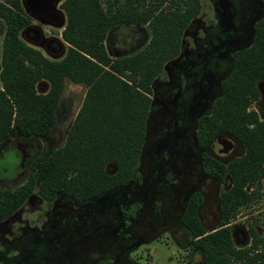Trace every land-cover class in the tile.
<instances>
[{
	"label": "trees",
	"instance_id": "1",
	"mask_svg": "<svg viewBox=\"0 0 264 264\" xmlns=\"http://www.w3.org/2000/svg\"><path fill=\"white\" fill-rule=\"evenodd\" d=\"M59 8L65 17L60 36L67 50L62 59L51 61L20 39L30 20L21 1L0 3L5 25L0 145L10 134L24 139L48 135L66 82L85 87L82 104L64 130L63 145L46 148L32 162L24 184L0 189V222L34 192L49 204L58 196L82 203L138 176L151 85L166 63L179 55L184 32L201 12V0H63ZM126 25L147 27L148 42L130 55L111 57L109 36ZM259 82H264V18L257 22L250 46L234 54L211 115L199 122L201 147L226 135L244 148L243 155L226 166L207 156L203 160L205 172L220 180L228 175L232 182L220 198L224 225L240 208L256 202L255 188L264 177V120L251 109L260 96ZM41 84L47 85L43 93L37 90ZM200 205V196H194L182 222L198 238L194 247L202 253L203 264H264V236L250 227V245L240 248L228 227L205 235L197 215Z\"/></svg>",
	"mask_w": 264,
	"mask_h": 264
},
{
	"label": "flooded vegetation",
	"instance_id": "2",
	"mask_svg": "<svg viewBox=\"0 0 264 264\" xmlns=\"http://www.w3.org/2000/svg\"><path fill=\"white\" fill-rule=\"evenodd\" d=\"M35 1L39 10L28 14L30 19H39L36 13L40 18L48 14L60 16L56 10L59 0H55V5H51L53 0ZM217 3L220 5L218 17L223 39L218 38V44L207 50L196 51L187 63L174 66L172 73L160 85H155V82L151 85V107L137 167L138 176L82 203L63 196L70 204L55 206L59 196L50 204L38 196L46 205L55 207L47 212L48 219L42 228L32 230L30 240L22 239L15 255L6 256L13 264H138L133 261L134 252L141 246L161 240L165 245H175L178 252L181 250L191 256L190 260L200 255L199 264H203L202 253L194 247L198 238L182 222L187 205L196 195L201 198L197 215L206 230L205 235L228 227L235 246L242 237L248 240L247 245L237 246L240 248L250 245V227L260 237L264 236V231L259 232L257 227L250 225L246 230L237 231L234 223L240 212L249 207L240 208L234 219L223 224L220 198L230 189L231 179L227 175L220 180L203 169L205 156L226 166L235 158L225 161L238 154L241 145L226 135H218L206 148L198 142L199 122L211 115L215 101L221 96H216L220 76L214 73L212 62L225 60L230 54L234 56L242 44L229 20L232 16L230 2L218 0ZM75 108L74 100L65 93L56 108L54 125L48 135L30 139L9 135L0 145V165L17 147L26 146L22 154L28 157L24 171L18 176L8 179L0 174L1 186L24 184L32 162L44 151V143L49 145L47 148L63 145L64 132L60 126L66 123ZM217 138L223 141L218 149L214 146ZM222 149L227 151L222 152ZM263 188L264 177L255 188L256 202L253 205L261 202ZM108 202L109 208L103 209ZM206 211L213 219L217 214L220 218L219 224L211 230L203 222ZM8 251L6 249L3 253Z\"/></svg>",
	"mask_w": 264,
	"mask_h": 264
},
{
	"label": "rangeland",
	"instance_id": "3",
	"mask_svg": "<svg viewBox=\"0 0 264 264\" xmlns=\"http://www.w3.org/2000/svg\"><path fill=\"white\" fill-rule=\"evenodd\" d=\"M4 1L5 0H0V3ZM20 1L27 14L35 13L34 10L37 9V3L35 0ZM62 1L63 0H59V3L56 6V10L58 9L60 16L53 17L48 14L40 18V15L36 13L39 19H30L29 26L19 34L20 39L25 44L38 50L44 57L51 61L62 59L67 50V45L62 41L60 36L63 27L65 26V17L59 8V4ZM217 1L218 0H201V12L184 32L179 55L166 63L162 73L154 80L155 85H160V83L172 73L174 66L177 67L192 60L196 51L207 50L212 47L213 44H218V38L223 39V29L220 27L218 17L220 5ZM228 1L231 4L230 10L232 13L231 18L229 19L230 23L233 24L236 30L235 36L242 43L238 47V50L245 49L252 42L255 24L264 17L262 0ZM55 4L56 2L53 0L51 5ZM4 32L5 25L4 22L0 20V57ZM113 33L114 34L109 36L107 43L108 53L111 57L130 55L140 50L149 39L148 29L145 26L138 28L133 25H126L122 28L115 29ZM212 66L214 73L220 76L218 87L216 89V96L219 97L221 95V83L227 78L233 67V55L230 54L225 60H214ZM258 88L260 91V97L257 102L252 104L251 109L257 112L261 120H264V82H259ZM37 90L38 92L43 93L47 90V85L41 84ZM65 93L74 100L76 108L66 123L63 126H60L62 132L65 130V125L70 123L76 116L84 98L85 87L83 85H75L66 82L64 94ZM233 144L234 146L236 145L235 141ZM47 147H49V145L44 143L43 149L45 150ZM25 148L26 146H21L11 150L10 157L0 165L1 176L12 179L20 173L23 164L28 157L23 156L22 154L26 150ZM243 152L244 148L240 145L239 153L233 155L225 162L227 163L233 158L241 156ZM107 171L111 174L114 171L113 166H108ZM136 173L138 175L137 169ZM20 184L18 183L17 185L7 187L0 185V189H13ZM109 202L103 207V209L109 208ZM63 203L70 204L67 198L59 196L56 200L55 206ZM55 206L46 205V203L34 193L11 217L0 222V264H13L6 258V256L9 257V255H15L16 247L19 242L22 239L30 240L31 235H33V232L31 231H36L37 229L40 230L42 228L43 224H45L48 219L47 212ZM240 213V216L234 223L238 232L243 229L246 230L249 225L257 227L259 232L264 231V188L261 202L242 210ZM203 222L208 230H211L219 224L220 218L217 214L213 219L206 211V215L203 216ZM248 243V240H244L242 237L240 241L236 242V245L243 247ZM6 249L9 250L8 253H3ZM187 251L188 250L186 249V252ZM182 252L183 251L181 250L178 252L175 245L171 243L165 245L161 240L154 241L149 245L141 246L134 252L132 257L134 259L133 261L138 264H199L201 262L200 255H195L190 260L191 256Z\"/></svg>",
	"mask_w": 264,
	"mask_h": 264
},
{
	"label": "water",
	"instance_id": "4",
	"mask_svg": "<svg viewBox=\"0 0 264 264\" xmlns=\"http://www.w3.org/2000/svg\"><path fill=\"white\" fill-rule=\"evenodd\" d=\"M63 94H64V92H63ZM63 94H62V97H63ZM219 145H223V141H222V139L217 138V139L215 140L214 146L216 147V149H218L217 146H219ZM221 151H222V152H226L227 149H222ZM218 152H220V151L218 150ZM25 166H26V165H25V162H24V164H23V168H22V170L20 171L19 174H21V173L24 171ZM19 174H18V175H19ZM18 175H17V176H18ZM114 264H115V263H114Z\"/></svg>",
	"mask_w": 264,
	"mask_h": 264
}]
</instances>
